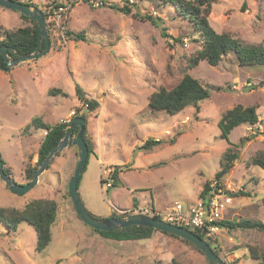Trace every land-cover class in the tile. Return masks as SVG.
I'll use <instances>...</instances> for the list:
<instances>
[{"label":"rangeland","instance_id":"374dc122","mask_svg":"<svg viewBox=\"0 0 264 264\" xmlns=\"http://www.w3.org/2000/svg\"><path fill=\"white\" fill-rule=\"evenodd\" d=\"M20 1L41 9L60 1L70 5L57 23L45 13L46 23L52 24L46 54L7 71L0 69V158L18 184L28 181L25 169L36 165L45 134L32 126L34 117L54 124L70 121L77 109L85 114L92 150L77 190L86 209L98 217L132 213L137 207L164 212L174 200L199 198L205 181L214 186L219 159L230 147L217 125L226 109L255 105L258 115L256 124H240L230 131L232 144L264 129V82L259 84L264 66H241L236 53L229 51L216 65L201 60L188 68L202 41L193 22L180 16L172 3L133 0L125 14L110 7L122 6L117 0ZM148 15L157 18L156 24ZM207 18L216 32L243 45L264 47V0H212ZM26 24L15 11L0 7L1 26ZM66 30L83 31L86 40L67 38ZM183 72L210 92L200 109L187 106L174 115L152 110L150 93L174 86ZM75 84L98 101L94 110L78 100ZM51 89L65 95L49 94ZM149 137L161 142L149 151L135 149ZM237 150L239 157L222 180L224 191L236 193L224 219L264 223V169L249 162L259 153L264 158V135L257 134ZM77 158L74 145L65 147L24 194L11 193L0 179V207L20 208L34 198H52L58 206L52 239L41 252L35 250L36 232L30 223L23 221L11 231L0 222V264H209L180 237L155 230L147 239L114 240L83 223L68 193ZM112 165L122 167L114 186L108 174ZM215 245L227 264H258L247 247L255 245L264 252V230L222 226Z\"/></svg>","mask_w":264,"mask_h":264},{"label":"trees","instance_id":"16d2710c","mask_svg":"<svg viewBox=\"0 0 264 264\" xmlns=\"http://www.w3.org/2000/svg\"><path fill=\"white\" fill-rule=\"evenodd\" d=\"M167 1L174 5L175 9L177 10L180 16L189 18L193 22L195 26V30L199 33L201 37V41H202L201 46L199 49L194 51L192 53V56L189 58L188 68H192L196 66L198 62L201 60H206L210 65H216L218 64L222 56L228 53L229 51H234L236 53L238 64L241 66H246V67L264 66V47L261 44L243 45L237 39L232 38L229 34L224 32L222 33L216 32L212 28L207 18L210 12L212 0H166V2ZM25 3L30 5H35L33 2H25ZM101 5H103V3H101ZM110 7L117 9L125 14L130 13L131 10L130 6H128L126 3L123 4L122 6H119L117 4H112L110 5ZM18 14L21 20L27 23L26 25L12 29L5 28L0 25V45L7 46L8 55L11 58H16L21 54L32 52L35 49L38 40L39 28L37 26V23L28 16H25L21 13ZM44 16H45V20H47L45 13ZM146 17L152 23L156 24L157 18L152 17L150 15ZM50 25L52 24L47 21V29L49 35H50V30H49ZM65 34L67 38L73 40H77V41L86 40L83 31L75 32L71 30H66ZM163 34L166 36L165 33ZM50 43L52 44V41H50ZM5 68H7L6 61L4 57L0 54V69L3 71H7L5 70ZM263 82L264 79H262L259 82V84H263ZM59 93L65 95V93L59 89H51L49 91V94H59ZM75 93L78 100L83 104L87 105V109L89 111L94 110L98 106V101L86 97L82 87L78 84H75ZM209 95L210 92L208 91V89L204 85H202L197 78L192 77L187 72H183L182 77L177 81V83L174 86L170 88L161 86L157 90L151 92L148 97V105L152 110H164L168 114L174 115L180 112L181 110H183L184 108H186L187 106L195 107V109L198 111L200 109L199 103L204 99L208 98ZM78 111L79 109L75 111L74 116L83 117L85 119L84 124L86 125L85 114L80 113ZM70 121L69 122L60 121L58 123L51 124L49 122L43 121L39 117H34L31 120L32 126H34L36 129L44 130L45 134L38 148V153H37L38 157H37L36 165L28 166L25 169L26 180L29 181L32 178L33 171L36 168V166H38L43 161L47 153L57 145L59 140L67 132ZM257 122H258V115L256 112L255 105L243 106L241 104H237L230 109H226L221 114L217 123L221 131L220 137L225 139V141L230 145V147L226 148V150L223 152V154L219 159V170L215 173L214 176V180L216 181L214 188H224V185L222 184L223 177L232 168L234 160L239 157V152L237 148L243 146L247 141L255 137L257 134L264 135V129L261 131H255L254 133L240 137L237 144H232L228 138L230 131L233 130L234 127L240 124L246 123L249 125H254ZM28 126L29 125H26V128H28ZM77 128H78L77 126L74 127V132L77 131ZM83 137L87 143L88 152H90L92 150V147L90 140L86 136V130L84 131ZM160 142H161L160 139L156 140L149 137L145 139V141L142 143L141 146H137L135 149L140 151L141 150L149 151L154 145ZM169 142L172 143L173 139H171ZM249 160H250L249 162H252L253 164H256L264 169V158L260 153L253 157H250ZM85 167L83 171L85 170ZM109 168H110V172L108 173L109 178L112 180L111 184L114 186L120 182L119 174L122 171V167L120 165H112L109 166ZM4 171L5 173L11 176L9 169L5 166H4ZM100 181L103 182L104 179L101 178ZM210 188H211L210 180L205 181L200 190L199 198H203L207 194ZM225 192L231 196L236 194L233 191H229V190H226ZM262 201L264 204V195ZM57 207H58L57 202L52 198H34L27 201L20 208L0 207V222L4 223L8 228V230L11 231H15L19 223L23 221L30 223L35 228V232H36L35 250L37 252H41L47 247V245L50 243L52 239L51 226L55 221ZM124 214L127 213L118 214L116 212H113L111 213L110 216H120ZM154 216L159 217L158 215L155 214ZM219 224L226 228L239 227V228H252V229L254 228L258 230H264V223L258 220L240 219L237 221H230L223 219L220 221ZM94 230L97 233H99L101 236L114 240H142V239L150 238L153 231H155L156 229L151 227L140 226V225H131L124 228L121 231H105V230H96V229ZM192 231H194V233L197 234L200 238L203 239L205 238L204 234L199 229H194ZM163 233L171 236H175L170 233H166V232ZM182 240L190 243L189 241L183 238ZM208 243L210 244L212 250L217 255H220L219 252L217 251V245L212 244L209 241ZM247 248L250 256L256 259L258 264H264L263 250H260L255 245L248 246Z\"/></svg>","mask_w":264,"mask_h":264},{"label":"water","instance_id":"95a60500","mask_svg":"<svg viewBox=\"0 0 264 264\" xmlns=\"http://www.w3.org/2000/svg\"><path fill=\"white\" fill-rule=\"evenodd\" d=\"M0 7L14 10L33 19L39 28L38 40L35 49L32 52L21 54L16 58L8 55V48L0 45V54L4 57L7 68L11 69L23 62L34 61L46 54L50 49V38L47 29L45 16L40 7L30 5L23 1L17 0H0ZM85 119L83 117L74 116L68 126L67 132L59 140L57 145L53 147L45 156L43 161L33 171L32 178L24 184H18L15 180L5 173L3 160L0 158V179L4 182L6 188L13 194H24L29 191L37 183L39 175L47 168L52 159L57 156L65 147L74 145L77 148V161L74 171L68 181V193L80 220L89 227L96 230L105 231H121L131 225H140L151 227L158 231L166 232L183 238L192 243L207 259L209 264H227L219 255L211 248L210 244L203 238H200L191 229L183 226L166 222L158 217L151 216L146 213H128L120 216L95 217L89 213L83 204L77 190L78 181L85 167L88 158V147L83 137L85 131ZM77 131L74 132V127Z\"/></svg>","mask_w":264,"mask_h":264},{"label":"built area","instance_id":"2783aa9c","mask_svg":"<svg viewBox=\"0 0 264 264\" xmlns=\"http://www.w3.org/2000/svg\"><path fill=\"white\" fill-rule=\"evenodd\" d=\"M123 4H129L133 0H117ZM98 5V2L94 5ZM122 4V5H123ZM58 5V6H57ZM70 3L60 1L59 4H50L44 6L43 13H47L50 21H56L65 16ZM57 23V21H56ZM185 40V44L187 40ZM69 122V121H68ZM169 130H165L168 133ZM158 140L159 138H155ZM106 185H111L106 182ZM232 202V196L227 194L222 188H214L211 186L207 194L203 198H197L192 202H181L174 200L164 212L150 209H142L137 207L134 209L136 213H146L151 216L158 215L160 219L175 224L190 228L191 230L199 229L204 234V239L212 244H216L218 232L222 228L219 224L224 219L223 213Z\"/></svg>","mask_w":264,"mask_h":264},{"label":"crops","instance_id":"0c3cea01","mask_svg":"<svg viewBox=\"0 0 264 264\" xmlns=\"http://www.w3.org/2000/svg\"><path fill=\"white\" fill-rule=\"evenodd\" d=\"M98 157H99V158H98V164L101 165V164H102V160L100 159V154H99V153H98ZM108 171H109V170H108ZM106 173H107V171H106ZM121 173H122V172H120V174H121ZM120 174H119V175H120ZM100 178H102V175H101V174H100ZM123 209H124V208H123ZM117 210H118V209H117Z\"/></svg>","mask_w":264,"mask_h":264}]
</instances>
